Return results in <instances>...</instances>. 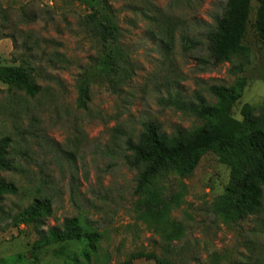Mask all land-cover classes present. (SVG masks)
Here are the masks:
<instances>
[{"label": "rangeland", "instance_id": "rangeland-1", "mask_svg": "<svg viewBox=\"0 0 264 264\" xmlns=\"http://www.w3.org/2000/svg\"><path fill=\"white\" fill-rule=\"evenodd\" d=\"M225 2L108 0L134 71L118 94L106 85H91L89 103L81 111L75 79L98 52L80 29L86 7L77 0H0L6 36L0 40V65H18L26 58L40 72L36 80L41 89L33 100L18 94L15 106L0 83V139L17 136L14 109L21 113L17 125L31 135L29 158L20 160L26 177L0 173L18 188L1 207L12 217L34 198L46 196L52 203L47 228L74 218L83 232L100 235L90 263L80 256L85 248L81 241L32 257L33 231L0 221V264H123L138 253L167 256L173 264H264V192L260 211L245 221L216 213L214 204L228 186L230 169L213 152L203 155L191 176L159 183L158 202L168 212L157 220L151 208L142 207L147 197L134 195L135 172L123 163L125 140L135 141L144 122H157L166 134L202 124L164 100L178 96L194 102L199 95L213 105L209 88L230 87L242 79L245 87L232 118L241 122L244 106L262 105L264 48L255 29L256 2H251L242 52L233 64L215 67L208 58L207 33ZM186 39L196 47L186 48Z\"/></svg>", "mask_w": 264, "mask_h": 264}, {"label": "trees", "instance_id": "trees-1", "mask_svg": "<svg viewBox=\"0 0 264 264\" xmlns=\"http://www.w3.org/2000/svg\"><path fill=\"white\" fill-rule=\"evenodd\" d=\"M77 1L88 11L80 21V29L98 49L97 55L90 59L89 68L75 79L76 108L84 111L89 103L91 85H106L112 94H118L130 81L134 68L127 47L121 43L117 19L108 0ZM252 1L258 4L255 29L264 48V0H226L221 14L213 16V28L206 37L208 58L215 67L233 64L235 57L241 54ZM0 17L4 19L3 12ZM1 28L0 40L6 38ZM10 38L15 44L14 36ZM184 42L186 48V44L192 47L197 44L188 39ZM21 59L18 65H0V83L7 87L15 106H19V101L15 100L18 94L23 99L33 100L41 91L36 80L40 72L26 58ZM244 87L242 79H236L230 87L212 86L209 93L215 100L213 105L199 95L194 102H185L178 96L164 100L167 107L192 115L202 124L192 130L176 128L166 134L157 122L147 121L141 125L135 141L125 140L127 155L123 163L129 171L135 172L134 195L147 197L142 207L152 209L154 220L164 218L168 212L166 206L158 202L159 183L170 177L184 179L191 176L203 155L210 151L230 169L228 186L214 204L216 213L242 222L260 211L264 192V100L259 109L244 106L242 121L234 120L232 111ZM20 116V111L14 109L17 136L0 139V173L26 177L20 160L29 158L31 135L17 125ZM17 194L18 188L0 177V221L9 220L13 228L23 225L33 231L37 240L31 247L32 257L47 248L78 241L85 244L80 254L85 262L90 263V257L97 256L100 235L83 232L77 219H66L60 226L46 227V221L52 215V203L46 196L34 198L15 216L5 213L1 207L3 199ZM140 259L155 264H173L167 256L158 257L152 253L133 254L123 264H133Z\"/></svg>", "mask_w": 264, "mask_h": 264}]
</instances>
